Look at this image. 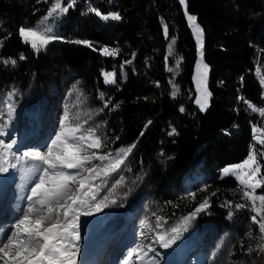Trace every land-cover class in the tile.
<instances>
[{
  "label": "trees",
  "instance_id": "16d2710c",
  "mask_svg": "<svg viewBox=\"0 0 264 264\" xmlns=\"http://www.w3.org/2000/svg\"><path fill=\"white\" fill-rule=\"evenodd\" d=\"M52 3L0 0V130L10 96L14 118L7 127L36 128L30 151L47 150L68 112L73 125L101 138L100 151L124 159L93 181L95 200L89 195L78 204L83 229H118L133 208L140 236L176 237L168 250L186 248L203 264H262L256 213L235 208L249 204L243 186L219 171L253 150L264 165V0H185V9L178 0H76L54 32L60 40L37 53L18 30L32 27ZM90 8L121 19L102 20ZM188 15L203 36L210 94L204 113L195 104L192 76L201 51ZM105 47L117 54L103 55ZM103 73H113L115 83L106 84ZM120 148L132 150L117 157ZM23 160L16 164L24 170L39 166ZM205 199L206 211L185 223ZM97 203L104 205L99 211Z\"/></svg>",
  "mask_w": 264,
  "mask_h": 264
},
{
  "label": "snow or ice",
  "instance_id": "6c2138e0",
  "mask_svg": "<svg viewBox=\"0 0 264 264\" xmlns=\"http://www.w3.org/2000/svg\"><path fill=\"white\" fill-rule=\"evenodd\" d=\"M184 4L185 0H180ZM76 0H71L66 6L63 0H54L46 18L53 17L56 14L64 15L70 8L74 7ZM97 17L102 20H120L119 14H102L96 8H90ZM187 19L190 26L194 28L197 42L201 49V58L203 57V40L202 30L196 23V17L188 15ZM167 37L168 29H164ZM18 34L22 42L29 45L35 52L46 50L47 46L60 37L53 34V28L45 25L42 28H25L20 27ZM76 44H83L92 47L89 41H74ZM174 44L175 41H172ZM95 50V49H94ZM106 56L116 55L115 50L107 47L101 50ZM24 59L23 56L20 57ZM14 65L15 60L11 61ZM200 66L198 65V71ZM171 71V69H169ZM207 74V66H203V73L198 81V91L200 97L197 104L200 105L201 111L208 106L209 93L204 85ZM105 83H115L113 73H103ZM261 84L264 85V76L261 77ZM175 95V92H173ZM249 107H252L249 105ZM183 110V109H181ZM255 110V109H254ZM14 109L11 104L8 105V116L11 118ZM264 115V111H261ZM175 130H173L174 133ZM257 130L253 129L255 133ZM173 133H169L170 135ZM5 135L0 130V136ZM15 140L5 143L0 140V148L4 151L0 154V172H7L10 161L8 159V150L12 149ZM264 144V140L260 141ZM104 147L100 137L96 136L94 131H85L81 125H73L70 121L68 112L64 113L60 123V130L55 134L47 146L46 151H25L23 157L30 161L39 162L46 167L41 169L42 174L38 177V182L31 188V195L27 197L30 203L26 212L14 225L13 230L6 234L0 235V264H77L79 253L78 243L81 239L79 218L76 206L84 204L85 199L91 195L93 200L96 199L95 186L93 181L103 175H109L111 171L120 169L124 164L123 158L113 159V153L98 154V150ZM131 148H120L116 153L119 157L121 154L127 156ZM99 161L101 165L108 162L103 168L94 164ZM15 167V164H12ZM264 165L257 159L255 150L251 151L249 156L240 164L225 167L222 170L224 176L234 175L243 186L242 196L249 204H236L237 210L250 206V210L256 213L251 217L252 222L257 225L260 251L264 252V194H257V189L264 188V175L261 169ZM64 169L75 170L74 173L63 171ZM87 173V175H84ZM80 176L82 178L77 179ZM76 185L75 194L70 193V185ZM194 195V194H193ZM259 201V207H257ZM115 203V201H113ZM104 205L97 203L95 209L99 211ZM209 201L205 199L192 213L194 218L196 214L206 211ZM84 215H91V212H85ZM231 215V214H230ZM259 217V218H258ZM56 220L50 227H44L46 223ZM178 233L179 229H172ZM176 237L171 240H165L160 236L159 240L163 247L168 248L174 243ZM251 251V250H250Z\"/></svg>",
  "mask_w": 264,
  "mask_h": 264
},
{
  "label": "rangeland",
  "instance_id": "374dc122",
  "mask_svg": "<svg viewBox=\"0 0 264 264\" xmlns=\"http://www.w3.org/2000/svg\"><path fill=\"white\" fill-rule=\"evenodd\" d=\"M178 2L181 8L185 9V2L184 4H182L180 0H178ZM46 17H47V14L44 17H42L40 20H38L32 27H28V28H42L45 25H50L53 28V34H54V32L57 29V25L60 22V18L62 16L59 14H56L50 18H46ZM192 33L194 36L196 46L200 52L201 49L197 42L196 33L193 27H192ZM57 40H60V39H57ZM202 40H203V36H202ZM198 65L200 66L199 71H198ZM203 66L204 65L202 63V58L200 54V56L197 57V61L193 69L192 82H193L194 93H195L194 94L195 104L198 105L199 111L202 113H204L207 108L201 111L200 105L197 104L196 101L200 97V92L198 91V81L200 79L201 74L203 73ZM106 84H110V83H106ZM204 85L207 88V74L204 80ZM209 100H210V97H208V104H209ZM7 101L13 102L10 96L7 99ZM4 117H5V119L3 120L4 127L1 128V130L5 132V135H3L4 139L7 143L11 142L12 140H15L16 143L14 144L12 149L8 150V159L10 163L9 165H7L8 167L7 172H0V185L7 184V186L10 187L8 184L12 183L13 185L11 186V189H10V192L12 193L14 190L17 189L18 186L22 188L25 185H29L34 180L35 173L38 170V167H37L34 170L24 171L22 166H17L16 164L19 160L22 161L24 159L23 152L30 151V149L34 145L37 144V142L34 139V137H36V133H35L36 128L29 129L27 132H24V131H19L17 133L13 132L11 130V127H7V124L10 120L13 119L14 112L11 118H9L8 113H6V110H5ZM98 154H106V153L103 150V151H100V153ZM12 164H15V167H13ZM234 165H237V164H234ZM234 165H229V166H234ZM223 169L219 171V176L221 178L226 177L222 173ZM63 171H66L68 173H71V172L74 173L75 170L64 169ZM84 175H87V173H84ZM230 176L235 178V180L239 183V181L236 179L234 175H230ZM80 178L82 177L79 176V178L77 179H80ZM75 192H76V185L71 184L69 194L70 195L75 194ZM77 211L78 213H81V211L79 210ZM126 222L127 223L130 222V224H135L137 241L135 239L134 243L135 242L136 243L131 244L127 248V250H130V253L128 254V256L126 257V260L122 264H135L134 259H135L136 254H138V257L140 255L143 256L144 252L151 251V247L155 249L156 251L163 253L165 260L170 261V264H174L177 262L179 264H203L205 262V258L200 256L198 253L194 255L193 253L187 252V250L182 247L177 248L176 251H171V250L169 251L167 248L163 247V244L159 240V237H155L153 240H151V237L145 238L147 235L138 236L137 231H139V229H138V225H136L138 224V216L136 214V210L133 208H130L129 210H127L125 220L123 221L122 225L118 229L111 230V229H105V228H96L95 230L93 229V232H90L89 231L90 229L88 226L87 228H85L86 230L83 229L84 225L82 224V219L81 217L79 218L81 239L77 245L79 248V253L77 256V264H93L95 260L99 258L100 254L102 253L103 246L107 243L112 244L115 238H117V235L123 229L126 228ZM50 226H51V223H48L45 225V227H50ZM148 263L153 264L151 261H148ZM233 264H238V263L234 262ZM250 264H259V263L251 262ZM262 264H264V262Z\"/></svg>",
  "mask_w": 264,
  "mask_h": 264
},
{
  "label": "bare ground",
  "instance_id": "6f19581e",
  "mask_svg": "<svg viewBox=\"0 0 264 264\" xmlns=\"http://www.w3.org/2000/svg\"><path fill=\"white\" fill-rule=\"evenodd\" d=\"M250 153V152H249ZM10 187H8L7 186V184H5V185H0V193L1 194H5V193H7V192H9L10 191V189H11V186L13 185L12 183L11 184H8ZM55 222V220H52L51 222H49V223H54ZM46 224H48V223H46ZM45 224V225H46ZM45 225H44V227H45ZM49 226V225H48ZM126 227H127V222H126ZM132 229V228H131ZM130 229V230H131ZM0 235H3V233L1 232L0 233ZM128 236H130V233H129V235ZM170 251V250H169ZM143 255H144V253H143Z\"/></svg>",
  "mask_w": 264,
  "mask_h": 264
}]
</instances>
